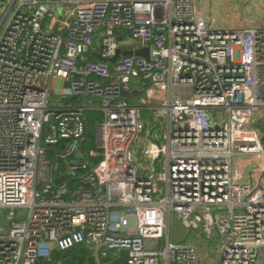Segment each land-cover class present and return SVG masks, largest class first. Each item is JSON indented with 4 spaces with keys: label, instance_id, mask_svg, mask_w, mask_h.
Wrapping results in <instances>:
<instances>
[{
    "label": "built area",
    "instance_id": "1",
    "mask_svg": "<svg viewBox=\"0 0 264 264\" xmlns=\"http://www.w3.org/2000/svg\"><path fill=\"white\" fill-rule=\"evenodd\" d=\"M130 39L148 58L104 60ZM94 42L100 58L83 59ZM50 91L97 103L49 105ZM84 108L103 113L93 164L78 148ZM259 112L264 26H212L195 0H6L0 264L78 244L98 264L121 249L118 264H201L192 244L170 240L172 214L217 240L220 264H264V142L249 127ZM246 156L258 164L250 182L233 167Z\"/></svg>",
    "mask_w": 264,
    "mask_h": 264
},
{
    "label": "rangeland",
    "instance_id": "2",
    "mask_svg": "<svg viewBox=\"0 0 264 264\" xmlns=\"http://www.w3.org/2000/svg\"><path fill=\"white\" fill-rule=\"evenodd\" d=\"M236 5V10L234 11V3H224V11L217 12V27L219 28H230V27H242L239 20H235L233 14L239 15L240 21L244 22L247 25L253 26H264V0H234ZM129 44H135V41L130 39L128 40ZM95 46V55L97 58H100L98 52V45L94 42ZM48 98L49 105H59L67 104L70 97H60L55 94L53 91H50ZM81 100V104L85 101ZM257 113L256 117L250 122L249 127H256L259 129L262 134V140L264 142V112L263 116ZM260 115V116H258ZM48 159L53 161L55 158L52 155H49ZM61 163V162H60ZM62 164V163H61ZM255 165L254 161L246 162V171L249 172L250 169ZM62 172V165L58 170V174ZM246 172V173H247ZM4 221V213L0 214V222ZM169 236L171 241L179 240L181 242L192 244L201 258V264H220V254L218 251V245L216 239H207L203 234L198 230H189L183 225H181L179 219L176 218L175 214H172L171 225L169 229ZM149 244H154L158 242L159 246L162 241L160 240H150ZM91 251V249H90Z\"/></svg>",
    "mask_w": 264,
    "mask_h": 264
},
{
    "label": "trees",
    "instance_id": "3",
    "mask_svg": "<svg viewBox=\"0 0 264 264\" xmlns=\"http://www.w3.org/2000/svg\"><path fill=\"white\" fill-rule=\"evenodd\" d=\"M6 0H0V6ZM115 32L117 34L118 40L121 42L127 36V32L122 28H116ZM120 46L122 48H134L136 44H124L121 43ZM82 58L85 60H98L95 53L93 51H86L82 54ZM79 62H83L79 60ZM83 99L85 104L95 105L97 101L89 98H77L70 97L69 104L72 105H80ZM147 112L144 110L143 115L145 116ZM83 120L85 124V133L84 139L79 142V151L81 152L84 159H88L93 164L98 160V157H88L87 151L89 149H96V133H97V125L103 120V113L100 110L84 108L82 111ZM66 142L61 141L59 144L49 147V155L53 156V149H62L65 146ZM91 254L89 247L78 244L74 245L66 250H57L53 249L51 252V257L48 259H39L37 264H85L86 257ZM109 258L101 260L103 264L109 262Z\"/></svg>",
    "mask_w": 264,
    "mask_h": 264
},
{
    "label": "crops",
    "instance_id": "4",
    "mask_svg": "<svg viewBox=\"0 0 264 264\" xmlns=\"http://www.w3.org/2000/svg\"><path fill=\"white\" fill-rule=\"evenodd\" d=\"M224 3H234V11L236 10V5L234 0H195V6L196 9L199 13H201L205 19L207 20V22L212 25V26H216L217 27V23L218 20L217 19V12L220 11H224ZM233 16L235 17V20H239V22L241 23V26H246L244 24V22L240 21L241 19H239V15L237 16V14H233ZM247 26H253V25H247ZM263 116V113H260ZM260 116V115H258ZM249 158L246 157H234L233 158V167L234 169L238 170L241 178L240 180L243 182H250L251 181V177L249 175V172L246 171V162H249ZM255 164L253 167H256ZM247 172V173H246Z\"/></svg>",
    "mask_w": 264,
    "mask_h": 264
},
{
    "label": "water",
    "instance_id": "5",
    "mask_svg": "<svg viewBox=\"0 0 264 264\" xmlns=\"http://www.w3.org/2000/svg\"><path fill=\"white\" fill-rule=\"evenodd\" d=\"M127 54H134V55L142 56L144 58H148V47H135V48H130V49L117 48V50L113 56L106 57V58H104V60H106L108 62H113L120 55H127ZM55 181L59 182V178H56ZM127 257H128L127 250L121 249L119 251V257L112 260L110 262V264H118V263L125 262ZM85 264H98V262L95 260L94 256L92 254H90L86 257Z\"/></svg>",
    "mask_w": 264,
    "mask_h": 264
}]
</instances>
